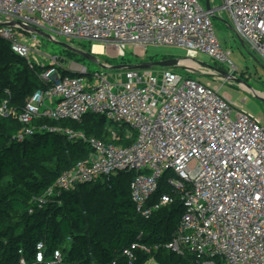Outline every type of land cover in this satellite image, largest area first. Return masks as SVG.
<instances>
[{"label":"built area","instance_id":"2783aa9c","mask_svg":"<svg viewBox=\"0 0 264 264\" xmlns=\"http://www.w3.org/2000/svg\"><path fill=\"white\" fill-rule=\"evenodd\" d=\"M222 1L221 10L239 39L264 60V0ZM216 14L207 10L205 0H0V25H7L0 26V39L31 68L43 69L39 78L44 88L26 101L15 140L23 142L39 132L86 140L82 133L79 137L72 130L35 123L81 122L89 115L117 126H110L113 141L123 143L136 135L129 146L90 139L88 160L62 174L39 199L41 204L61 205L55 199L64 192L119 173L134 175L132 200L146 220L177 197L183 202L172 239L151 246L140 234L123 250L129 264L138 252L152 255L161 249L192 264H264V124L218 88L175 73L181 66L156 68L160 72H89L78 64L66 70L56 58L46 67L31 61L45 54L27 34L38 36L29 31L34 29L69 42L87 41L114 49L117 58L125 57L128 47L173 46L191 59L207 56L236 71L231 52L216 36ZM8 104L1 102L0 118L14 117ZM165 179L172 193L153 201ZM150 263L159 264L155 259ZM20 264L70 263L61 251L49 253L40 243L33 259L22 257Z\"/></svg>","mask_w":264,"mask_h":264},{"label":"trees","instance_id":"16d2710c","mask_svg":"<svg viewBox=\"0 0 264 264\" xmlns=\"http://www.w3.org/2000/svg\"><path fill=\"white\" fill-rule=\"evenodd\" d=\"M42 72L40 66L31 68L13 54L10 44L0 39V103L9 101L15 113L0 118V264H20L22 257L31 261L40 243L49 253L61 251L70 264H129L123 250L140 234L143 243L151 246L168 243L184 213L181 198L146 220L137 214L132 200L128 176L133 174L119 173L80 185L55 199L61 205L41 204L39 199L62 174L88 160L90 139L126 146L136 139L134 133L130 141H113L112 125L102 116L89 115L81 122L42 119L35 123L82 133L86 140H70L63 132H39L23 142L15 140L23 127L18 116L26 101L44 88L39 78ZM125 129L120 130L123 139ZM171 193L165 179L153 201ZM151 259L159 264H192L163 249L152 255L138 252L134 264H147Z\"/></svg>","mask_w":264,"mask_h":264},{"label":"rangeland","instance_id":"374dc122","mask_svg":"<svg viewBox=\"0 0 264 264\" xmlns=\"http://www.w3.org/2000/svg\"><path fill=\"white\" fill-rule=\"evenodd\" d=\"M211 6L217 10V19L212 18L216 36L220 44L231 52V61L236 66V71H233L234 69L227 64L213 62L207 56L200 55L195 60L191 59L187 56L185 50L173 46L148 45L145 49L128 47L125 57L117 58V53L111 48H103L102 53L98 54L94 52L96 45L90 42L78 40L69 42L61 36H55V39L86 53H95L100 63L110 66L123 63L141 64L143 62L179 60V65L184 69H175V73L182 77L190 76L204 85L218 88L219 93L228 98L236 107L243 108L255 117L260 118L264 124V102L261 100V98H264V60L258 53L253 52L246 46L232 29L229 16L219 9L223 6V1L211 0ZM27 35L31 40L35 39L33 44L38 47L41 46V52L45 54L42 59L35 55L33 56L35 59L31 61L41 62L47 67L49 63L57 58L60 59V65L62 64L66 70L73 67V64H78L86 67L89 72L101 71V68L97 65L81 59L58 44L52 43L39 35L36 37H33L32 34ZM211 67L230 75L234 79H238V82L222 76L220 73L213 71ZM155 71L160 72L163 69H156ZM59 73L62 75L61 71ZM112 126L114 129L117 127L115 124H112ZM80 135L78 133L76 136L80 137ZM132 177L133 175H129L128 179L131 180Z\"/></svg>","mask_w":264,"mask_h":264},{"label":"water","instance_id":"95a60500","mask_svg":"<svg viewBox=\"0 0 264 264\" xmlns=\"http://www.w3.org/2000/svg\"><path fill=\"white\" fill-rule=\"evenodd\" d=\"M205 4H206V8L208 11H216V9H214L211 6V0H205ZM219 9H221V8H219ZM0 26L6 27L7 25H0ZM9 26L12 27V26H14V24H9L8 27ZM29 31L39 35L40 37H42V38H44V39H46L52 43L60 45L61 47L69 50L70 52L80 56L84 60H86V61H88L94 65H97L98 67H100L104 70H108V71H128V70L148 71V70H153L156 68L173 69V68H177L180 66L179 65L180 61L176 60V59L167 60V61H159V62H143L141 64H121V65H116V66H108V65L100 63L99 59L97 58L96 54H94V53H91V54L86 53L80 49L72 47L71 45H69L67 43L57 41L53 36H51L48 33L38 31V30H34V29H31V30L29 29ZM212 70L217 72V73H220L224 77H228V79H230V80H234V81L238 82V79H234L230 75L223 73L216 68H212ZM261 100L264 102V98H261Z\"/></svg>","mask_w":264,"mask_h":264},{"label":"bare ground","instance_id":"6f19581e","mask_svg":"<svg viewBox=\"0 0 264 264\" xmlns=\"http://www.w3.org/2000/svg\"><path fill=\"white\" fill-rule=\"evenodd\" d=\"M96 46H95V50H94V52L95 53H98V54H100V53H102V50H103V47L102 46H99V45H97V44H95ZM105 51V50H104ZM103 51V52H104Z\"/></svg>","mask_w":264,"mask_h":264},{"label":"crops","instance_id":"0c3cea01","mask_svg":"<svg viewBox=\"0 0 264 264\" xmlns=\"http://www.w3.org/2000/svg\"><path fill=\"white\" fill-rule=\"evenodd\" d=\"M95 54V53H94Z\"/></svg>","mask_w":264,"mask_h":264}]
</instances>
